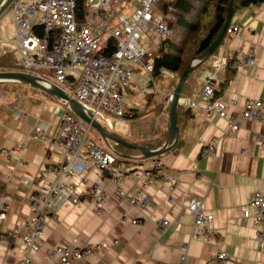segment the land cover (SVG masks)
Segmentation results:
<instances>
[{
	"label": "crops",
	"instance_id": "obj_1",
	"mask_svg": "<svg viewBox=\"0 0 264 264\" xmlns=\"http://www.w3.org/2000/svg\"><path fill=\"white\" fill-rule=\"evenodd\" d=\"M9 8L0 15V54L11 50L18 60L11 42L14 25ZM231 24L237 25L240 32L226 35L214 53L224 50L233 57L237 50L253 49L255 64L249 69L229 67L218 73L214 84L216 94L227 102L228 113L239 117L246 98L264 100V1L239 7ZM158 38L155 34L151 48L147 49L157 51ZM206 62L189 74L182 96L193 94L201 86V75L211 68ZM8 70L16 69L0 68V71ZM147 77L146 71L139 67L133 83L143 82ZM178 79L156 82L164 93H169ZM12 83L18 86L0 91V230L11 228L29 216L30 195L37 175L46 165L60 159L57 149L28 135L38 121L52 125L59 122L62 99L27 82L14 80ZM151 97L148 99V95L128 89L123 97L126 108L141 111L140 116L120 120L112 115L115 120L111 124L102 118L100 122L128 143L155 138L162 132L165 144L170 104L162 102L161 93ZM157 104H162L161 108L157 109ZM203 106L200 103L199 109L191 110L180 107L178 138L166 152L157 156L168 171L178 172V181L172 190L163 182L149 186L152 204L140 208L115 191L106 174L91 171L90 182L100 184L106 191L103 211L97 212L86 195L76 205L61 207L42 227L37 240L40 250L33 254L37 263L60 264L58 255L53 258L45 255L54 245L88 242L104 243V247L72 264H213L220 250L229 255L227 264H264V250L256 238L257 227L244 219L241 210V205L250 199L255 189L264 193V113L261 120L242 119L239 128L232 130L225 118L205 111ZM213 139L216 152L202 156L203 146ZM101 142L108 145L103 138ZM109 143L117 149V142ZM19 145L24 147L22 164L18 163L16 153L7 156L1 152ZM131 149L125 145L117 149L130 155L118 154L125 161L117 163L127 168L123 188L128 194L139 188L132 171L151 158H142L141 151ZM191 197L201 198L206 210L212 212V227L218 234L216 240L194 237L193 214L187 209ZM159 218L168 219L170 225L158 229ZM133 219L143 222L133 223ZM114 240H118V244H114ZM183 245H187L184 261L181 259ZM21 257L20 249L5 238L0 240V264H19Z\"/></svg>",
	"mask_w": 264,
	"mask_h": 264
},
{
	"label": "built area",
	"instance_id": "obj_2",
	"mask_svg": "<svg viewBox=\"0 0 264 264\" xmlns=\"http://www.w3.org/2000/svg\"><path fill=\"white\" fill-rule=\"evenodd\" d=\"M5 1L0 0V5ZM167 1L83 0L85 7L79 8V0H12L9 5L14 25L11 42L18 53L21 70L37 75L47 86L58 85L76 98L86 113L110 124L115 120L112 115L122 120L131 112L127 111L123 101L124 92L128 89L144 96L161 93L162 102L168 105L173 91L164 93L158 87L150 60L160 53V42H164L167 49L174 34L170 25L174 8L161 5ZM36 25L42 26V34L35 31ZM148 31L159 37L158 50L150 58L147 47L141 42L142 33ZM239 32L237 25L230 24L226 35ZM109 38L115 40L116 48L106 55L103 50ZM213 55L212 68L201 75V86L193 94L181 96L180 103L190 109H199L203 103L205 111L225 118L232 130L239 128L242 119L261 120L264 100L246 98L238 117L228 113L227 102L216 94L214 84L218 73L229 67L251 68L255 64L254 50H237L233 57L224 50ZM199 59L194 57L192 65H196ZM139 67L146 71L148 77L143 82L133 83L132 78ZM160 70L175 78L174 73L164 67ZM60 109L62 112L56 125L38 121L28 135L30 139L57 149L60 159L46 165L37 175L30 195L29 216L11 228L0 230V240L5 238L10 245L21 250L19 264H38L33 254L40 250L37 240L42 227L61 207L76 205L86 195L97 212L103 211L106 191L100 184L90 182L88 174L91 171L106 174L115 191L140 208L152 204L149 186L163 182L168 183L172 190L178 181V172L168 171L160 158L151 157L149 162L136 166L132 171L139 188L128 194L123 188L127 168L117 164V150L95 141L91 136L92 126L77 116L66 100H62ZM23 149L19 145L1 152L7 156L16 153L18 163L22 164ZM215 152L213 139L203 146L201 155ZM187 209L193 214L194 237L216 240L218 234L212 227L213 214L206 210L204 201L191 197ZM241 210L244 219L257 227L256 238L264 250V193L255 189L250 199L241 205ZM132 222L142 223L143 220L133 219ZM157 225L158 229H163L170 225V221L159 218ZM113 243L118 244V240ZM103 247L104 243L75 242L70 246L54 245L45 251V255L48 258L58 255L60 264H72L98 253ZM182 249L181 259L184 261L187 245ZM228 260V253L220 250L213 258V264H227Z\"/></svg>",
	"mask_w": 264,
	"mask_h": 264
},
{
	"label": "trees",
	"instance_id": "obj_3",
	"mask_svg": "<svg viewBox=\"0 0 264 264\" xmlns=\"http://www.w3.org/2000/svg\"><path fill=\"white\" fill-rule=\"evenodd\" d=\"M262 1L264 0H235L234 13L241 6H248ZM78 3L79 8L85 7L83 0H79ZM229 4L230 0H169L167 2H162L161 5L163 7L171 5L174 8V16L170 21L171 27L174 28L176 23L179 27H176V31L173 29L174 34L167 44V49L165 50V43L160 42V53L150 59L153 64L152 74L155 76L158 83L171 79L160 70L161 67H164L168 71L174 73L175 77L178 78L188 68L191 60L194 57L200 56L207 49V47L218 36L224 25L229 12ZM34 28L37 33H43L41 25H36ZM179 32L181 33L182 38L180 41H176L175 38ZM187 34L188 36L185 37ZM54 38L55 36L52 37V42ZM115 48V40L109 38L103 50L104 54L110 55ZM212 57L213 56L200 58L192 72L198 68H202L201 65H203L206 61L208 62H206L208 67L210 66L212 68V61L209 62ZM17 61V59H14L11 50H6L0 54V68L23 69ZM189 76L186 81L189 79ZM16 86H18V84L11 82L0 83V91H9L11 90V87L15 88ZM152 95L153 94H150V96L148 95V99ZM153 99L154 98L151 97V101ZM161 106L162 104H157L156 108L159 109ZM182 106L184 105L179 102L177 112H179L180 107ZM186 108L191 110L188 107ZM127 111H131L128 112V115L126 116L131 119L136 118L141 114V111H135V109L129 108ZM115 135L119 137V135ZM120 138L122 139L121 136ZM162 138L161 132V134L155 136V138H149L144 141H136L131 144L143 145L154 149L164 145ZM131 148L132 149L130 151H135L137 149L140 152V150L136 147Z\"/></svg>",
	"mask_w": 264,
	"mask_h": 264
},
{
	"label": "water",
	"instance_id": "obj_4",
	"mask_svg": "<svg viewBox=\"0 0 264 264\" xmlns=\"http://www.w3.org/2000/svg\"><path fill=\"white\" fill-rule=\"evenodd\" d=\"M12 0H6L2 5H0V15L2 12H4ZM234 2L235 0H230L229 4V12L227 14L226 20L224 22V25L218 34V36L214 39V41L207 47V49L198 56L199 58H206L214 54V52L217 50L218 46L226 36V31L230 24L232 23V19L234 16ZM195 65H192V61L190 62L188 68L180 75L178 82L176 84V87L173 90V98L170 101V125H169V131H168V139L166 143L158 148H149L147 146L143 145H131V147L138 148L142 153V158H148V157H155L163 154L166 152L176 141L179 134V127L177 125V109L178 104L180 102V97L182 94V88L183 85L188 78L189 74L194 70ZM23 81L30 84H33L40 89L46 91L47 93L54 95L55 97H58L62 100H66L70 106L73 112L79 116L84 122L90 124L94 129L98 131V133L102 136L103 140L110 145V141H115L120 144H126V142L118 138L116 135L108 131L103 124L96 118H94L92 115H89L85 112L83 107L81 106V103L74 98L73 96L66 93L61 87L54 84L52 86L45 85L41 79L30 72L23 71V70H8V71H0V82L4 81ZM62 111H60L61 113ZM118 152V151H117ZM120 156H130V155H124L120 152H118Z\"/></svg>",
	"mask_w": 264,
	"mask_h": 264
},
{
	"label": "rangeland",
	"instance_id": "obj_5",
	"mask_svg": "<svg viewBox=\"0 0 264 264\" xmlns=\"http://www.w3.org/2000/svg\"><path fill=\"white\" fill-rule=\"evenodd\" d=\"M5 14V13H4ZM176 27H179V25L176 23L175 24V26H174V28L173 29H175V31H176ZM155 32H151V31H148V32H143L142 33V36H141V42L143 43V44H145V46L146 47H150L151 48V46L150 45H152V39H154L155 38ZM186 36H188V34L187 35H185V37ZM181 38H182V35H181V33L179 32L178 34H177V36H176V38H175V40L177 41H180L181 40ZM155 42V41H154ZM158 45V44H157ZM156 45V47H155V49H157L158 48V46ZM148 52H149V56H148V58H150L155 52H156V50L154 51V50H150L149 48H148ZM16 70H18V69H16ZM7 82H13V81H4V82H0V83H7ZM185 89V88H184ZM98 120L99 121H101V118H98ZM119 124V123H118ZM116 125V127L115 128H118V126L119 125ZM120 128H123V126L121 125L120 126ZM91 136L94 138V140L95 141H98L99 143H101V144H103L102 142H101V138H102V136L98 133V131L96 130V129H94L93 127L91 128ZM126 142V141H125ZM131 143H128V142H126V144H123V145H125V146H128V147H131V145H130ZM114 146H115V144H113ZM122 144H119V143H116V148L118 149V148H122V146H123ZM116 149V150H117ZM118 152H120L119 150H117ZM118 160L119 161H121V160H123V161H125V159L123 158V157H120V156H118Z\"/></svg>",
	"mask_w": 264,
	"mask_h": 264
},
{
	"label": "bare ground",
	"instance_id": "obj_6",
	"mask_svg": "<svg viewBox=\"0 0 264 264\" xmlns=\"http://www.w3.org/2000/svg\"><path fill=\"white\" fill-rule=\"evenodd\" d=\"M175 202V201H174ZM212 213V212H211Z\"/></svg>",
	"mask_w": 264,
	"mask_h": 264
},
{
	"label": "clouds",
	"instance_id": "obj_7",
	"mask_svg": "<svg viewBox=\"0 0 264 264\" xmlns=\"http://www.w3.org/2000/svg\"><path fill=\"white\" fill-rule=\"evenodd\" d=\"M182 96V95H181Z\"/></svg>",
	"mask_w": 264,
	"mask_h": 264
}]
</instances>
